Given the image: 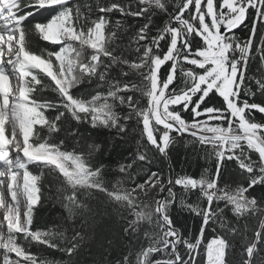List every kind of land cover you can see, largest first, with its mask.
<instances>
[{"label": "snow or ice", "instance_id": "6c2138e0", "mask_svg": "<svg viewBox=\"0 0 264 264\" xmlns=\"http://www.w3.org/2000/svg\"><path fill=\"white\" fill-rule=\"evenodd\" d=\"M0 264H264V0H0Z\"/></svg>", "mask_w": 264, "mask_h": 264}, {"label": "trees", "instance_id": "16d2710c", "mask_svg": "<svg viewBox=\"0 0 264 264\" xmlns=\"http://www.w3.org/2000/svg\"><path fill=\"white\" fill-rule=\"evenodd\" d=\"M36 19H41V17H37ZM243 36V33H241ZM46 42L44 41H38L37 47L44 45ZM260 118V114L257 113V119ZM173 160L172 163L176 167L177 171H183L189 172L194 176H197L203 169V161H199L196 159H192L191 157H186L185 150L183 148H179L177 151L172 153ZM62 210L59 206H53L51 203L46 205L43 209H38V216H37V222L41 227L47 222L51 224V222L57 217V214L60 213ZM175 216L177 219V222L180 226H193L194 221L190 218V216L185 213L177 210L175 212ZM210 238V237H209ZM40 249V246H35L32 250L38 251ZM53 256H56V258H59L57 254H52Z\"/></svg>", "mask_w": 264, "mask_h": 264}]
</instances>
